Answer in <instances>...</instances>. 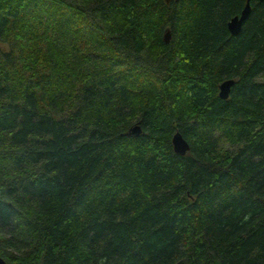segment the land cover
<instances>
[{
    "label": "trees",
    "instance_id": "16d2710c",
    "mask_svg": "<svg viewBox=\"0 0 264 264\" xmlns=\"http://www.w3.org/2000/svg\"><path fill=\"white\" fill-rule=\"evenodd\" d=\"M245 1L0 0L7 264H264V0L227 27Z\"/></svg>",
    "mask_w": 264,
    "mask_h": 264
},
{
    "label": "water",
    "instance_id": "95a60500",
    "mask_svg": "<svg viewBox=\"0 0 264 264\" xmlns=\"http://www.w3.org/2000/svg\"><path fill=\"white\" fill-rule=\"evenodd\" d=\"M171 1L174 0H165L167 4L170 3ZM250 10H251L250 0H246L245 5L241 10L240 14L233 16L228 21L227 27L232 35H236L240 31L242 23L248 16ZM163 38L166 43L169 42L170 40L169 30L165 31ZM233 83H234V79H226L222 81L219 85V91H218L219 97L226 99L228 97L230 87L232 86ZM140 132H141L140 126L138 124H135L128 130L127 134L137 136L140 134ZM171 144L173 147V151L178 155H185L189 151V144L179 131H175L173 133L171 138ZM0 264H7L6 261L1 256H0Z\"/></svg>",
    "mask_w": 264,
    "mask_h": 264
}]
</instances>
